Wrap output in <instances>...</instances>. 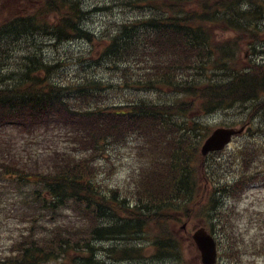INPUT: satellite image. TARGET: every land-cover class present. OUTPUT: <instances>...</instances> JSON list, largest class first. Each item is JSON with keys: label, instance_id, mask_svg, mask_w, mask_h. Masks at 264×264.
<instances>
[{"label": "trees", "instance_id": "1", "mask_svg": "<svg viewBox=\"0 0 264 264\" xmlns=\"http://www.w3.org/2000/svg\"><path fill=\"white\" fill-rule=\"evenodd\" d=\"M136 2L149 11L122 23L109 40L86 29L82 0H42L34 14L0 20V129L11 125L33 136L59 131L63 137L61 148L34 169L0 152V196L15 191L32 226L0 264L145 263L150 257L153 264H182L181 226L205 203L212 228L225 235L216 238L220 262L242 260L238 240L245 239L235 207L224 210L219 203L223 195L224 201L241 198L245 185L264 180V172L227 180L233 163L217 158L224 152L200 155L209 131L202 132L198 117L238 109L243 124L261 123L264 131V62L242 63L239 49L246 36L252 55L264 54V0ZM41 36L87 41L110 65L133 71L121 90L183 98L108 104L103 81L51 77L59 66L38 51ZM128 144L142 165L125 184L109 186L102 175L109 177L111 169L98 158L109 145ZM240 164L246 170L248 163ZM47 219L50 224L42 225ZM249 253L264 256V237Z\"/></svg>", "mask_w": 264, "mask_h": 264}, {"label": "rangeland", "instance_id": "2", "mask_svg": "<svg viewBox=\"0 0 264 264\" xmlns=\"http://www.w3.org/2000/svg\"><path fill=\"white\" fill-rule=\"evenodd\" d=\"M42 0H0V20L7 19L9 16H28L34 14L35 10L42 6ZM142 4L136 0H82V7L88 14L84 20V26L99 38L109 40L119 29L124 22L131 23L132 20L141 18L146 15L148 9L138 8ZM149 11V10H148ZM147 11V12H148ZM260 27H264V21L261 22ZM224 34L225 38L230 37ZM245 40L240 49V59L242 63L248 61L249 51L251 47L248 46V37L244 36ZM38 51L46 59L47 63L57 64L59 66L57 73L51 77H57L63 80H78L89 77L98 81H103V85L107 88L108 99L106 103L120 105L128 100V98H139L146 102L166 103L173 101H180L183 96L170 93H157L150 91L137 92L130 89L120 87L125 85L126 76L130 77L133 71H125L122 66L110 65L103 57H100V52L94 53L93 46L84 40L67 41L59 43L50 36L39 37ZM264 49V48H263ZM26 50L31 51L26 48ZM34 50V49H33ZM28 51V52H29ZM263 54H260L262 56ZM15 58L12 61L10 69L17 67ZM264 60V58H263ZM221 77V76H220ZM219 77V78H220ZM238 109L219 112L208 117H198L204 124L202 132L205 137H202L200 146L207 138V135L213 130L221 127H237L243 126L242 118H240ZM4 134L8 136L1 137L0 135V152L10 155L12 157L23 158L24 163L32 166L40 167L43 165L42 155L50 154L52 148H61V140L52 134H45L44 136L32 138L23 137L17 130L9 127ZM135 140V141H134ZM134 145L136 139H132ZM264 143V133L255 131L249 136L237 138L224 151L223 154L217 157L226 163L228 159L236 161V154H238L239 161L252 159V167L243 170L240 175L250 176L249 171H254L260 167L264 162L263 146L244 147L246 144ZM132 145L127 146H112L109 145L104 149V153L98 158L100 163L105 165L107 172L111 169V174L102 175L109 186L122 185L127 182L128 176L134 169L139 170L142 160H136V150L131 148ZM248 148V149H245ZM50 150V151H49ZM241 152L243 154L241 155ZM241 157V158H240ZM108 158V159H107ZM216 157H211L209 161H214ZM107 159V160H105ZM113 164L115 165L114 167ZM238 167L239 162L234 163ZM226 166V165H225ZM239 170V167H238ZM227 180L234 183L237 174L232 169L226 171ZM225 175V174H224ZM226 180V179H225ZM227 195H223L221 202L224 201ZM18 195L15 191H10L8 194L0 196V260L5 261L8 252L14 249L15 245L25 239V232L32 230L31 224L28 222L24 224L22 209H20L16 202L19 201ZM222 204V203H221ZM225 207H235L236 214L234 215L236 227L238 229L239 237L244 231L246 233L245 243L239 240L244 249L242 260L233 262L234 264H264V256H254L249 253V246L254 245V240L264 237V184L262 182H253V179L245 185L242 197L233 200L226 199L223 203ZM258 221L259 228L255 224H250L249 221ZM41 224L47 225L50 222L45 220ZM203 221L193 219L188 223V230L185 235L180 234V243L183 246L182 264H202L201 254L198 251L196 244L193 242V229L203 226ZM263 226V228H261ZM41 229V228H40ZM232 228L229 227V231ZM219 232V231H218ZM224 235V234H223ZM225 236V235H224ZM151 258V257H150ZM149 258V259H150ZM148 260L145 263L141 262H111L113 264H153ZM166 263V262H165ZM50 264H63L62 262H52ZM154 264H157L154 262ZM221 264H232L228 260Z\"/></svg>", "mask_w": 264, "mask_h": 264}, {"label": "water", "instance_id": "3", "mask_svg": "<svg viewBox=\"0 0 264 264\" xmlns=\"http://www.w3.org/2000/svg\"><path fill=\"white\" fill-rule=\"evenodd\" d=\"M241 131L227 128L215 130L202 146V154L208 155L210 152L223 150L230 143L232 137ZM194 240L201 251L203 264H215L217 252L214 239L205 229L201 228L195 232Z\"/></svg>", "mask_w": 264, "mask_h": 264}, {"label": "bare ground", "instance_id": "4", "mask_svg": "<svg viewBox=\"0 0 264 264\" xmlns=\"http://www.w3.org/2000/svg\"><path fill=\"white\" fill-rule=\"evenodd\" d=\"M14 70V69H13Z\"/></svg>", "mask_w": 264, "mask_h": 264}]
</instances>
